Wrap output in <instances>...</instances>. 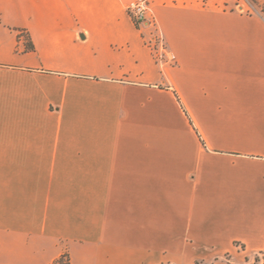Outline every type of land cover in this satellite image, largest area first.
<instances>
[{"label":"crops","instance_id":"obj_1","mask_svg":"<svg viewBox=\"0 0 264 264\" xmlns=\"http://www.w3.org/2000/svg\"><path fill=\"white\" fill-rule=\"evenodd\" d=\"M132 1L0 0V264L264 253V17Z\"/></svg>","mask_w":264,"mask_h":264},{"label":"built area","instance_id":"obj_2","mask_svg":"<svg viewBox=\"0 0 264 264\" xmlns=\"http://www.w3.org/2000/svg\"><path fill=\"white\" fill-rule=\"evenodd\" d=\"M149 10V0H133L127 7L128 15L138 27L152 24L153 20L150 19ZM146 45L151 50L156 61L164 62L167 60L166 58H168V60L173 59V55L168 52L159 34L152 31L149 38L146 40Z\"/></svg>","mask_w":264,"mask_h":264},{"label":"rangeland","instance_id":"obj_3","mask_svg":"<svg viewBox=\"0 0 264 264\" xmlns=\"http://www.w3.org/2000/svg\"><path fill=\"white\" fill-rule=\"evenodd\" d=\"M236 9H241L244 12H251V13H257V14H261L264 17V0H256L255 3H252L248 0H242L240 2L239 6L235 7ZM239 250H241L239 248ZM254 256L255 254H250L248 256H246V258L248 259L247 262L245 264H262V260L260 257L259 262L255 263L254 261Z\"/></svg>","mask_w":264,"mask_h":264},{"label":"trees","instance_id":"obj_4","mask_svg":"<svg viewBox=\"0 0 264 264\" xmlns=\"http://www.w3.org/2000/svg\"><path fill=\"white\" fill-rule=\"evenodd\" d=\"M248 1H250L252 3H255L256 2V0H248ZM20 33H21V36H23L24 50H26V51L33 50L34 49V46H33L32 42L30 40V37L28 35H25L23 33V31H20ZM260 257H261V260H262V264H264V253H262V252H256L255 253V256H254L255 263L259 262ZM247 260L248 259L246 258V261ZM54 264H69L68 255L67 254L61 255L59 258L56 259V261L54 262Z\"/></svg>","mask_w":264,"mask_h":264}]
</instances>
